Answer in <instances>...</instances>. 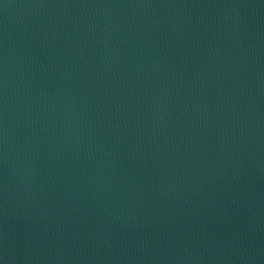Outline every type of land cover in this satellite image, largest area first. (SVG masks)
<instances>
[{"label": "water", "instance_id": "95a60500", "mask_svg": "<svg viewBox=\"0 0 264 264\" xmlns=\"http://www.w3.org/2000/svg\"><path fill=\"white\" fill-rule=\"evenodd\" d=\"M0 264H264V0H0Z\"/></svg>", "mask_w": 264, "mask_h": 264}]
</instances>
